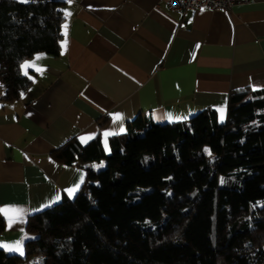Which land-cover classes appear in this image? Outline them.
<instances>
[{
	"label": "trees",
	"instance_id": "obj_1",
	"mask_svg": "<svg viewBox=\"0 0 264 264\" xmlns=\"http://www.w3.org/2000/svg\"><path fill=\"white\" fill-rule=\"evenodd\" d=\"M62 6L0 0L3 100L30 85L23 60L59 54ZM109 148L70 139L52 152L85 180L30 215L24 255L0 248V264H264V88L232 91L223 122L214 108L164 123L138 114Z\"/></svg>",
	"mask_w": 264,
	"mask_h": 264
},
{
	"label": "crops",
	"instance_id": "obj_2",
	"mask_svg": "<svg viewBox=\"0 0 264 264\" xmlns=\"http://www.w3.org/2000/svg\"><path fill=\"white\" fill-rule=\"evenodd\" d=\"M62 10L66 46L20 63L34 61L23 96L3 100L0 87V209L21 210L11 222L0 212V244L23 239V252L28 217L72 199L79 190H66L85 180L82 167L52 155L68 140L99 138L108 153L138 114L157 123L206 108L225 116L232 91L264 88V0L191 10L183 27L166 0H63Z\"/></svg>",
	"mask_w": 264,
	"mask_h": 264
},
{
	"label": "snow or ice",
	"instance_id": "obj_3",
	"mask_svg": "<svg viewBox=\"0 0 264 264\" xmlns=\"http://www.w3.org/2000/svg\"><path fill=\"white\" fill-rule=\"evenodd\" d=\"M18 2H20V3H24V4H27V3H29V2H34V0H18ZM69 2H70V0H69ZM68 15H70V13H69V12H65V17H67ZM63 27L66 29V28H67V25L65 24ZM66 35H67V34H66V32H65V36H66ZM66 44H67V40L65 39V40L61 43V47H62V48L65 47ZM35 59L38 60V59H40V57L37 56ZM33 64H34V61H33V62L25 61L23 64H21L20 68H21L22 73L25 74V75H27V68H28V67H32ZM29 78H31V77H29ZM0 87H3V86L0 85ZM255 90H256V89L253 88V91H255ZM21 95L23 96V93H21ZM219 111H220V113H221V115H220V120H221V122H223V119H224V115H223V114H224V109L221 108V109H219ZM113 118H114V121H120V120L123 119V117H122L121 114H119V113L115 114ZM168 119H169L170 122L172 121L173 117H172L171 114H168ZM176 119H179V117H177ZM120 131H121V132L124 131L122 125H121V127H120ZM114 134H115V133H113V132H108V131H105V132L103 133V135H104L105 138H107L109 135H114ZM92 138H94V137L91 136V135H89V136H87V137H85V136H81V137H79V139H80V141H81L82 143H86L89 139H92ZM105 149L107 150V142H106V139H105ZM204 152H205L206 154H208L210 157L212 156L211 150H210L209 148L205 147V148H204ZM94 167L102 168V167H104V164H103V162H101L99 165H94ZM169 179H170V178H169ZM81 181H83V177H81ZM221 182L223 183L224 181L222 180ZM79 187H80V185L77 184V185H75L74 187L67 189L66 191H67L68 196H69L70 198L73 197V196L75 195V193L79 190ZM169 195H171V193H169ZM60 199H61V196H60L59 194H57L56 197L54 198V200L52 201V203H56V202L60 201ZM49 206H50V205H49ZM0 212H4V213L12 212L13 215L9 217V221H10V222H11L13 219H18L19 216H20V214H21V210H19V209H0ZM0 247L5 248V250H7V251L18 252L20 255H24V252H23V239H21L20 241H17L14 245L0 244Z\"/></svg>",
	"mask_w": 264,
	"mask_h": 264
},
{
	"label": "built area",
	"instance_id": "obj_4",
	"mask_svg": "<svg viewBox=\"0 0 264 264\" xmlns=\"http://www.w3.org/2000/svg\"><path fill=\"white\" fill-rule=\"evenodd\" d=\"M250 0H166L168 8L180 14V26H184V16L188 11L196 9L230 10L237 3Z\"/></svg>",
	"mask_w": 264,
	"mask_h": 264
},
{
	"label": "rangeland",
	"instance_id": "obj_5",
	"mask_svg": "<svg viewBox=\"0 0 264 264\" xmlns=\"http://www.w3.org/2000/svg\"><path fill=\"white\" fill-rule=\"evenodd\" d=\"M218 119L220 120V117H218ZM221 121V120H220ZM101 162H103V161H100V162H93V166L94 165H99ZM103 164H104V162H103ZM97 168V167H96Z\"/></svg>",
	"mask_w": 264,
	"mask_h": 264
}]
</instances>
